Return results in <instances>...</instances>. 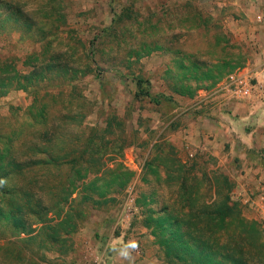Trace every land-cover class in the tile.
<instances>
[{
  "label": "rangeland",
  "instance_id": "374dc122",
  "mask_svg": "<svg viewBox=\"0 0 264 264\" xmlns=\"http://www.w3.org/2000/svg\"><path fill=\"white\" fill-rule=\"evenodd\" d=\"M260 9L264 14V6ZM241 12L236 0H0V75L13 84L0 89V135L24 137L33 126L28 112L36 90L44 95L59 87L79 105L76 124L84 140L93 129L106 134L99 144L105 143L109 170L122 165L132 174L124 188L111 183L117 174H108L105 182L95 180L100 190L89 192L93 201L83 208L71 203L52 226L73 218L79 225L72 234L70 224H60L61 235L52 240V230L33 233V224L19 236V230L1 221L0 264H185L168 254L157 224H148L149 217L167 218L174 206L178 211L173 217L180 219L181 206L175 201L181 186L167 180L171 170L175 176L188 171L197 178L205 202L224 180L218 176L229 177L237 214L226 221L223 242L253 229L264 240L258 207L264 189V141L250 149V166L215 165L206 151L188 147L183 132L195 121V98L212 90L202 88L193 99L174 94L181 66H193L185 54L195 53L199 66L226 57L230 66H240L236 70L264 62L263 29L254 24L251 36L244 37ZM34 66L64 68L73 78L34 85L24 78ZM87 67L93 70L89 75ZM140 79L153 96L168 95L174 101L157 104L139 98ZM167 161L174 168L168 170ZM248 169L250 178L245 177ZM133 243L134 248L128 247ZM246 254V263L253 264Z\"/></svg>",
  "mask_w": 264,
  "mask_h": 264
},
{
  "label": "trees",
  "instance_id": "16d2710c",
  "mask_svg": "<svg viewBox=\"0 0 264 264\" xmlns=\"http://www.w3.org/2000/svg\"><path fill=\"white\" fill-rule=\"evenodd\" d=\"M194 54L191 57L185 54L184 60H192L193 66H181L183 74L174 94L193 99L198 90L215 89L227 75L240 67L230 66V60L226 57H222L215 64L204 62L199 66ZM201 68L202 74L198 73ZM33 69L32 75L24 78L29 83L35 82L34 85L50 84L59 78H73V74L66 73L64 68L57 71L54 66H34ZM92 72L87 67L85 75ZM192 82L196 83V87ZM146 84L143 79L138 81L139 98L146 97L157 104H161L163 100L171 103L174 101L168 95L153 96ZM2 85L7 87L13 84H7L0 75V89ZM20 88L26 90L27 86L21 85ZM78 107L79 105L71 102V96L61 92L59 87L47 90L44 95L36 90L33 105L28 112V117L33 120L32 128L24 137L0 135V222H6L14 230H19V236L27 234L33 224L36 226L33 233L36 230H52L49 234L52 240L61 235L57 228L60 224H70L68 233H74L79 224H75L73 218L67 219L66 223L64 220L54 224L56 226L52 225L58 221L63 211L69 209L71 203L83 208L86 206L84 203L93 201L89 192L100 190L95 180L105 182L108 174H117L111 183L124 188L132 179V174L122 165L114 171L109 170V156L103 150L105 143L99 144L106 135L103 131L93 129L92 137L84 140V132L76 124L79 119ZM99 132L103 133L101 137ZM20 141L21 145L16 146L15 143ZM118 142L121 140H114L112 143ZM124 147L125 143L120 147L118 156ZM171 160L174 161H169ZM174 166L172 162H166L168 170ZM171 172L172 170L168 172L169 175L166 173L167 180L181 186L176 190L178 198L175 201L176 206H181L182 214H177L180 219L173 217L178 211H175V206L167 218H148L149 225L157 224L156 230L161 233L160 241L170 256L185 264H247L246 258L249 255L246 253H250L253 264H264V240L256 229L251 234L248 232L232 235L223 242L225 223L228 219H234L237 214L231 195L233 184L229 177L223 174L218 176L219 180H224L220 183L218 181L220 185L215 189L214 197L211 196L209 202H205L208 198H205V192L199 190L197 178H191L188 171L178 173V176ZM107 185L105 183L104 186ZM205 191L210 193L212 188L210 187L209 192ZM74 196L77 198L73 200ZM81 196L84 201L77 202ZM201 197L205 199L201 200ZM153 214L150 213V216ZM50 215L53 219L47 221ZM250 237L254 240L250 241ZM249 245L250 249L247 250L246 246L249 248ZM1 250L2 248L0 252Z\"/></svg>",
  "mask_w": 264,
  "mask_h": 264
},
{
  "label": "crops",
  "instance_id": "0c3cea01",
  "mask_svg": "<svg viewBox=\"0 0 264 264\" xmlns=\"http://www.w3.org/2000/svg\"><path fill=\"white\" fill-rule=\"evenodd\" d=\"M256 1L236 0L242 11L239 16L243 19L241 22H244V37L251 36L254 24L262 28L260 32L264 34V14L260 9L264 6V0ZM248 72L254 74L263 88L261 97L242 102L220 92L221 86L230 76ZM193 103L195 109L191 107V116H194L195 121L183 130L188 147L206 151L215 165L225 166L230 163L231 168L237 165L244 168L250 166V149L264 141V62L257 66L250 62L248 66L227 75L216 90L202 93ZM245 177L250 178V169L246 170Z\"/></svg>",
  "mask_w": 264,
  "mask_h": 264
},
{
  "label": "built area",
  "instance_id": "2783aa9c",
  "mask_svg": "<svg viewBox=\"0 0 264 264\" xmlns=\"http://www.w3.org/2000/svg\"><path fill=\"white\" fill-rule=\"evenodd\" d=\"M221 93L231 99L238 101H253L263 95V88L260 87L253 73L230 76V78L221 86ZM261 201L258 204L261 218L264 220V189H261Z\"/></svg>",
  "mask_w": 264,
  "mask_h": 264
},
{
  "label": "clouds",
  "instance_id": "9594fccd",
  "mask_svg": "<svg viewBox=\"0 0 264 264\" xmlns=\"http://www.w3.org/2000/svg\"><path fill=\"white\" fill-rule=\"evenodd\" d=\"M0 183H2V181H0ZM135 246H136V245L133 243V244L129 245L128 247H132V248H134ZM122 254L125 255V256H127V252H126V251L123 252Z\"/></svg>",
  "mask_w": 264,
  "mask_h": 264
}]
</instances>
